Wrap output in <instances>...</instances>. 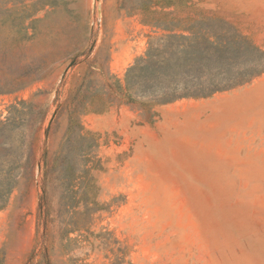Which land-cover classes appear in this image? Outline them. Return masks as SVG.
<instances>
[{
  "label": "rangeland",
  "instance_id": "1",
  "mask_svg": "<svg viewBox=\"0 0 264 264\" xmlns=\"http://www.w3.org/2000/svg\"><path fill=\"white\" fill-rule=\"evenodd\" d=\"M201 14L264 50V0H0V121L33 109L30 128L0 132L2 264H264V74L201 99L118 91L159 38L220 26ZM219 64L262 62L235 48ZM73 111L89 162V141L64 143ZM62 144L72 177L92 167L74 211L44 181Z\"/></svg>",
  "mask_w": 264,
  "mask_h": 264
},
{
  "label": "trees",
  "instance_id": "2",
  "mask_svg": "<svg viewBox=\"0 0 264 264\" xmlns=\"http://www.w3.org/2000/svg\"><path fill=\"white\" fill-rule=\"evenodd\" d=\"M202 24L205 21H219V27L204 26L184 29V33H170L165 35L152 45L143 57L138 58L128 69L126 85L118 86V91L128 100L132 99L129 93L133 87L137 93L155 97L160 102H170L181 98H209L217 92L231 90L249 83L256 77L264 74V50L256 46L248 36L242 34L231 22L208 15L201 14ZM238 48H251L261 55L262 65L251 71L233 70L222 67L219 59L225 51ZM30 105L26 101H18L10 106V112L5 121H0V132L17 129L21 125L30 128L32 121V106L27 122L21 119L24 109ZM76 111H73L69 120L64 143L78 137L82 141H89L81 153L83 161H90L91 151L96 146L93 135L78 127ZM22 120V121H20ZM91 142V143H90ZM64 145L56 152L53 161L47 160V151L43 153L46 165L45 183L56 180L58 187V210H73V204L83 197H89L93 184L89 175L90 169L83 163L80 175L72 177L67 164L66 156H63ZM89 146V148H88ZM12 168L8 172V181L5 184V192L13 189L17 181L12 177ZM40 213L44 215V206L47 204V185L43 191ZM74 211V210H73ZM46 226V222L44 223ZM4 255L0 252V264Z\"/></svg>",
  "mask_w": 264,
  "mask_h": 264
}]
</instances>
